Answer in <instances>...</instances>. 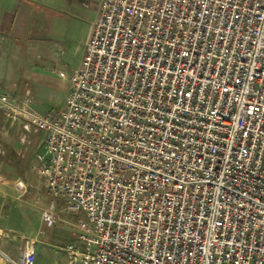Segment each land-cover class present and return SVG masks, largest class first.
<instances>
[{"label": "built area", "instance_id": "1", "mask_svg": "<svg viewBox=\"0 0 264 264\" xmlns=\"http://www.w3.org/2000/svg\"><path fill=\"white\" fill-rule=\"evenodd\" d=\"M68 80L59 113L0 111L45 133L41 220L78 216L71 262L264 264V0H101Z\"/></svg>", "mask_w": 264, "mask_h": 264}, {"label": "crops", "instance_id": "2", "mask_svg": "<svg viewBox=\"0 0 264 264\" xmlns=\"http://www.w3.org/2000/svg\"><path fill=\"white\" fill-rule=\"evenodd\" d=\"M100 1L0 0V91L11 95L18 105L26 106L36 115L61 112L69 87L68 77L82 61L92 25L98 17ZM60 73L64 77H60ZM23 125L22 121L13 122L0 111L1 158L4 161L10 153L14 173L22 175L29 171L45 191L42 181L32 170L45 133L32 128L25 131ZM18 183L22 185L20 190L25 191L26 184L21 180L15 182V188L19 189ZM45 195L47 201L41 211L49 202L46 191ZM56 214V225H64L66 231L59 233L53 229L55 225L46 227L40 219L44 231L31 238L36 240L34 264L42 252L38 244L64 247L63 250L70 244H76L74 226L78 216L65 211L61 201L56 203ZM63 215H71L75 222L64 220ZM4 227L0 221L1 252L14 261L18 253L2 238ZM43 251L51 252L48 248ZM0 264L10 263L0 256ZM58 264L80 263L71 262L60 254Z\"/></svg>", "mask_w": 264, "mask_h": 264}, {"label": "rangeland", "instance_id": "3", "mask_svg": "<svg viewBox=\"0 0 264 264\" xmlns=\"http://www.w3.org/2000/svg\"><path fill=\"white\" fill-rule=\"evenodd\" d=\"M13 163V157L10 153L7 154L4 161L0 153V221H3L5 224L2 238L16 248L19 257L25 242L28 239L35 238L38 234L37 232L40 231L39 233L41 234V231H44L41 228L40 221L41 208L46 204L47 200L45 191L36 177L29 171H24L22 175H17L14 173ZM17 180H21L26 184L25 191L15 188ZM62 218L64 220L71 219L75 222V218L71 215H63ZM53 229L59 233L66 231V227L61 224H55ZM72 240L73 243V235ZM39 242H42V239H39ZM38 248L42 252L38 255L40 259L37 257L35 264H48V261H51V264H58L60 254L69 259L63 250L64 247H55L41 243L38 244ZM45 248L50 249L51 252H44Z\"/></svg>", "mask_w": 264, "mask_h": 264}]
</instances>
